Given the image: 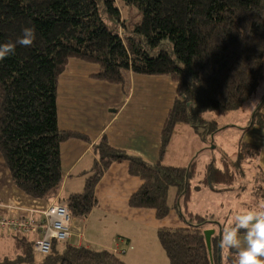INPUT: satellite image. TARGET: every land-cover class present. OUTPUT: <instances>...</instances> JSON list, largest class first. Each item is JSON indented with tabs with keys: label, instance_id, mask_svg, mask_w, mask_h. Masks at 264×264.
I'll list each match as a JSON object with an SVG mask.
<instances>
[{
	"label": "trees",
	"instance_id": "obj_1",
	"mask_svg": "<svg viewBox=\"0 0 264 264\" xmlns=\"http://www.w3.org/2000/svg\"><path fill=\"white\" fill-rule=\"evenodd\" d=\"M119 1L141 10L140 22L131 23L130 30L117 0H0V42H14L25 26L36 29L31 46L17 45L0 61V154L14 185L43 200L63 181L61 145L74 138L89 141L58 126L59 77L69 61L97 65L94 78L109 84L122 85L126 72L166 76L177 93L162 130L159 161L147 163L102 138L92 147L96 161L83 193L59 203L72 218H86L97 205L96 187L104 174L114 163L126 162L129 174L143 183L130 207L154 210L164 219L171 210L169 190L177 189L187 204L195 173L194 161L187 168L162 164L175 126H190L210 144L218 127L206 115L238 111L257 92L264 68V0ZM254 123L264 126L261 109ZM258 152V146L242 143L237 169ZM236 180L225 161L222 169L211 163L205 182L231 187ZM188 216L187 228L158 232L169 264H234L236 251L220 248L219 233L211 238V259L204 226L212 222L200 214ZM12 240L10 250L0 253V264H126L112 251L67 241L60 247L55 241L38 260L29 235Z\"/></svg>",
	"mask_w": 264,
	"mask_h": 264
},
{
	"label": "crops",
	"instance_id": "obj_2",
	"mask_svg": "<svg viewBox=\"0 0 264 264\" xmlns=\"http://www.w3.org/2000/svg\"><path fill=\"white\" fill-rule=\"evenodd\" d=\"M98 72L99 67L95 64L71 59L59 77L58 126L63 131L83 135L89 140L74 138L61 145L63 181L60 187L43 200L30 198L14 185L0 154V213L8 214L7 206L23 211L43 210L50 204L63 203L71 195L83 193L96 161L92 147L102 138L112 147L147 163L159 161L162 130L176 99V83L166 76H143L126 72L122 85L109 84L94 78ZM255 96L254 102L257 104L264 98V91ZM262 110L264 117V104ZM254 118L252 125L247 127L250 135L245 139L244 133L242 143L258 146L259 152L253 162H256L264 179V126L255 124ZM208 148L209 144L190 126L177 124L162 164L187 168L194 161L196 170L197 163L201 161L204 177L194 180V189L198 190L202 182L207 190L205 192L212 197L217 189L205 182L212 163ZM142 184L139 178L129 174L126 162L114 163L96 187L95 208L86 218H73L71 236L67 243L96 251H112L126 264H168L158 232L161 229L187 228L188 214H200V208L195 206L193 195L189 205H184L185 216L182 215L177 189L172 188L168 193V205L174 211L177 222L174 226L165 224L166 218L158 219L154 210L130 207L131 196ZM249 203L245 202V208L256 210L264 207V198L257 207L251 208ZM209 204H212L211 200ZM14 213H19V210H14ZM232 223L234 220L212 222L205 225L204 229H213L218 234ZM72 230L78 231V235L72 233ZM29 236L31 240L38 238V234ZM12 237L8 234L0 235V253L10 250Z\"/></svg>",
	"mask_w": 264,
	"mask_h": 264
},
{
	"label": "rangeland",
	"instance_id": "obj_3",
	"mask_svg": "<svg viewBox=\"0 0 264 264\" xmlns=\"http://www.w3.org/2000/svg\"><path fill=\"white\" fill-rule=\"evenodd\" d=\"M117 4L121 12V16L126 20L129 30L131 29V23L140 22L142 13L139 7H137L136 5H126L119 0H117ZM262 91H264V68L262 78L260 80L259 87L256 93H260ZM255 95L252 96L238 111H233L226 115H215L213 113H208L206 115L207 119L214 120L218 127V130L210 136V144L207 150L208 155H210V158L212 159L211 162H214V165L216 167L223 168L225 165V161H227L230 170H235L237 180L231 187L220 184L211 186L212 188L217 189V192L215 194H212V197H209L208 193L205 192L207 190H205V186H203L202 182L201 184H199L201 185V187L195 191L194 188L196 186V182L194 180L197 177H204L203 174L205 172L204 168L202 167L201 161H199L194 173L195 177H193L190 181V194L187 204H184V201L180 202L182 215L185 213L184 205H189V200L192 199L193 195H195V206L200 208V214L206 216L207 220L213 223H219L226 220H234L236 214L242 211H247L244 206L246 201H249V206L251 208H254L257 207L260 201L263 200L264 179L261 172L258 170L256 162L252 161L249 164L245 162L239 169H237L235 165V163L237 162L239 150L242 146V141H244V133L246 134L244 136V138L246 139L247 136L250 135L248 134L249 130L247 129V127H250L252 125L251 123H253L254 112L256 111V109H258L257 107L260 105V103L264 101L263 98L261 99V102H258L257 104L255 102L253 110L249 112L252 108L253 102L255 101ZM243 115L245 116L241 118ZM249 122L250 125L248 124ZM210 200L212 201V204H209ZM170 213L167 217H165L166 219L164 220V223L174 226V224H176L177 222L176 216L173 210H170ZM188 220H190V218ZM193 223L195 224V221H193ZM72 233H74L76 236L78 235V231L73 232L72 230ZM62 243L63 242H58V246L60 247ZM164 253L167 257L165 250ZM41 258L42 255L38 254L37 259L40 260ZM167 263L169 264V260L167 261Z\"/></svg>",
	"mask_w": 264,
	"mask_h": 264
},
{
	"label": "clouds",
	"instance_id": "obj_4",
	"mask_svg": "<svg viewBox=\"0 0 264 264\" xmlns=\"http://www.w3.org/2000/svg\"><path fill=\"white\" fill-rule=\"evenodd\" d=\"M35 40V27H23L14 42H0V61L13 55L17 45L31 46ZM219 246L236 251L234 264H264V207L236 214L234 223L223 229Z\"/></svg>",
	"mask_w": 264,
	"mask_h": 264
},
{
	"label": "built area",
	"instance_id": "obj_5",
	"mask_svg": "<svg viewBox=\"0 0 264 264\" xmlns=\"http://www.w3.org/2000/svg\"><path fill=\"white\" fill-rule=\"evenodd\" d=\"M6 208L8 214L0 213V235L38 234V238L33 240V249L38 254H49L55 241L70 239L72 217L69 210L60 204H50L43 210ZM14 210H19V213H14Z\"/></svg>",
	"mask_w": 264,
	"mask_h": 264
},
{
	"label": "water",
	"instance_id": "obj_6",
	"mask_svg": "<svg viewBox=\"0 0 264 264\" xmlns=\"http://www.w3.org/2000/svg\"><path fill=\"white\" fill-rule=\"evenodd\" d=\"M264 100V99H263ZM264 104V101H262L260 103V105L257 107L258 109H256V111L254 112V116L256 114V112L261 109L262 105ZM253 116V118H254ZM213 137V136H212ZM215 234V230L213 229H208V230H205L204 231V235H205V239H206V243H207V247H208V251H209V254H210V257L212 259V244H211V238L212 236ZM219 236H220V239H221V236H222V231L219 232ZM221 248V247H220Z\"/></svg>",
	"mask_w": 264,
	"mask_h": 264
}]
</instances>
